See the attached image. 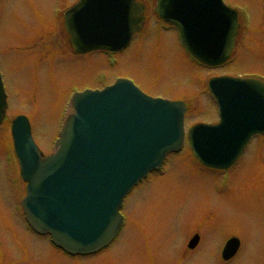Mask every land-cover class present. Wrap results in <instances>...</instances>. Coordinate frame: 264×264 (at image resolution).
<instances>
[{"label": "rangeland", "instance_id": "1", "mask_svg": "<svg viewBox=\"0 0 264 264\" xmlns=\"http://www.w3.org/2000/svg\"><path fill=\"white\" fill-rule=\"evenodd\" d=\"M75 1L1 0L0 71L8 109L0 126V264H264L261 136L226 171L227 183L221 180L222 171L205 170L188 147L169 156L162 173L126 196L124 228L97 254L66 257L46 238L28 231L18 208L25 185L9 131L16 115L28 117L32 137L47 155L72 89L130 79L149 96L182 99L188 129L198 122H217L216 104L207 89L210 77L264 76V0H225L232 7H248L249 29L236 38L232 61L218 69L191 60L175 29L160 24L153 12L155 0H139L146 5L143 31L114 61L103 51L74 55L63 14ZM199 232L197 250L183 253L189 238ZM233 235L241 240L238 253L226 263L217 261L215 251L219 259L217 248Z\"/></svg>", "mask_w": 264, "mask_h": 264}, {"label": "water", "instance_id": "2", "mask_svg": "<svg viewBox=\"0 0 264 264\" xmlns=\"http://www.w3.org/2000/svg\"><path fill=\"white\" fill-rule=\"evenodd\" d=\"M136 0H80L64 23L76 52L117 50L144 23ZM154 11L180 29L188 50L207 64L225 60L236 35V14L220 0H156ZM221 120L188 132L194 156L204 165L227 167L256 133L264 134V83L216 77L208 82ZM7 107L0 79V123ZM184 103L153 99L121 79L102 90L75 94L67 107L53 153L43 157L28 120L19 115L11 132L26 184L21 204L29 224L72 254L92 253L115 235L125 193L183 140ZM194 237L189 246L195 243ZM239 241L224 249L230 258Z\"/></svg>", "mask_w": 264, "mask_h": 264}, {"label": "flooded vegetation", "instance_id": "3", "mask_svg": "<svg viewBox=\"0 0 264 264\" xmlns=\"http://www.w3.org/2000/svg\"><path fill=\"white\" fill-rule=\"evenodd\" d=\"M123 228V227H122ZM122 228H121V230H122ZM120 233H121V231H120ZM119 233V234H120ZM118 234V235H119ZM199 234V241L194 245V247L193 248H187V249H185V250H183V253H192V252H195L196 250H197V248L199 247V245H200V243H201V238H202V234L199 232L198 233ZM118 237V236H117ZM204 238V237H203ZM113 243V242H112ZM185 251V252H184ZM191 251V252H190ZM215 253H216V256H214L215 258H216V260L218 261V258H217V251H215ZM219 262H221V261H219ZM224 263V262H223ZM197 264H204V263H197Z\"/></svg>", "mask_w": 264, "mask_h": 264}, {"label": "bare ground", "instance_id": "4", "mask_svg": "<svg viewBox=\"0 0 264 264\" xmlns=\"http://www.w3.org/2000/svg\"><path fill=\"white\" fill-rule=\"evenodd\" d=\"M161 170H162V168H161ZM125 223V222H124ZM123 229V228H122ZM122 231V230H121ZM234 237H235V235H234Z\"/></svg>", "mask_w": 264, "mask_h": 264}]
</instances>
